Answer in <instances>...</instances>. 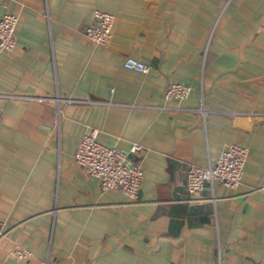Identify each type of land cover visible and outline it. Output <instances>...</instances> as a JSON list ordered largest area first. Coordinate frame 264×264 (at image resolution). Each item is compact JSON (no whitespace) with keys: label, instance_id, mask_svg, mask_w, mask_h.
Wrapping results in <instances>:
<instances>
[{"label":"crops","instance_id":"obj_1","mask_svg":"<svg viewBox=\"0 0 264 264\" xmlns=\"http://www.w3.org/2000/svg\"><path fill=\"white\" fill-rule=\"evenodd\" d=\"M96 9L115 16L105 46L84 32ZM7 13L19 23L0 51L2 264H264V0H0ZM171 82L191 94L166 101ZM92 129L130 160L143 146L136 199L74 160ZM235 142L249 150L241 184L184 201L189 166Z\"/></svg>","mask_w":264,"mask_h":264},{"label":"built area","instance_id":"obj_2","mask_svg":"<svg viewBox=\"0 0 264 264\" xmlns=\"http://www.w3.org/2000/svg\"><path fill=\"white\" fill-rule=\"evenodd\" d=\"M19 23L17 14L7 13L0 18V51H11L17 46L16 29ZM115 16L107 11L96 9L92 22L84 28L88 38L96 45L105 46L109 42ZM123 66L140 73H148L150 64L136 57L127 56ZM192 92V87L183 82H171L164 91L166 101H182ZM130 152L135 155L133 160L128 158L124 149L102 142L99 130L92 129L80 139L74 152V160L89 175L99 178L105 189H121L127 197L136 199L144 177L143 146L134 142ZM249 155L247 146L241 143H227L217 159L205 166L191 164L188 168L186 186L188 195L184 201L202 202V190L207 183L213 189L217 182L221 185L237 188L244 176L245 163ZM264 189V186L260 187ZM15 253L20 257L28 256V250L16 246ZM0 264L2 261L0 259ZM172 264H195L174 262Z\"/></svg>","mask_w":264,"mask_h":264}]
</instances>
